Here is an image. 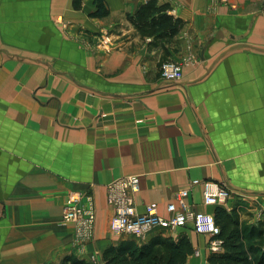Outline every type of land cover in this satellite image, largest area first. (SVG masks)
Here are the masks:
<instances>
[{
	"label": "crops",
	"instance_id": "obj_1",
	"mask_svg": "<svg viewBox=\"0 0 264 264\" xmlns=\"http://www.w3.org/2000/svg\"><path fill=\"white\" fill-rule=\"evenodd\" d=\"M148 1L101 0L93 17L90 0L79 11L71 0H0L3 264H54L77 233L60 224L72 193L95 217L85 259L124 240L184 236L188 264H203L209 236L189 224L113 235L106 185L129 175L139 214L154 203L168 219L187 191L193 211L264 231V0H153L181 22L171 39L134 26ZM165 61L183 63L178 82L160 78ZM206 181L230 190L222 206L203 204Z\"/></svg>",
	"mask_w": 264,
	"mask_h": 264
},
{
	"label": "built area",
	"instance_id": "obj_2",
	"mask_svg": "<svg viewBox=\"0 0 264 264\" xmlns=\"http://www.w3.org/2000/svg\"><path fill=\"white\" fill-rule=\"evenodd\" d=\"M101 42L107 47L110 39L103 37ZM182 67L183 65L177 62L163 63L160 68V78L165 83L178 82L181 79ZM106 186V201L112 212L109 227L115 236H133L143 240L154 229L166 227L173 230L189 224L196 233L210 237L211 252L218 254L223 251V243L218 238L220 228L217 227L214 216L190 209L185 203L187 191L176 193L174 199L180 209L177 212L175 204L168 205L167 211L173 216L166 219L157 214V206L154 203L146 205L143 213H137L134 196L139 192L140 185L136 176L129 175L115 179ZM229 195L230 190L223 183L206 181L203 186L202 198L205 206H222ZM65 202L61 215L63 223L74 225L77 235L83 241L91 240L95 217L90 201V205L84 208L80 206L79 196L72 193L67 196Z\"/></svg>",
	"mask_w": 264,
	"mask_h": 264
},
{
	"label": "trees",
	"instance_id": "obj_3",
	"mask_svg": "<svg viewBox=\"0 0 264 264\" xmlns=\"http://www.w3.org/2000/svg\"><path fill=\"white\" fill-rule=\"evenodd\" d=\"M80 0L74 1V8H79ZM97 9L92 15L101 17L105 14L101 0H96ZM164 7H157L153 0L140 6L136 13L130 17L134 26L146 33L174 37L181 27L180 20L165 13ZM214 220L220 233L218 238L223 243L224 252L219 256L210 258L211 264H264V249L259 257L249 258L243 250L246 234L249 237L263 236V231L238 228L237 222L223 210L217 209ZM259 250L253 251L254 254ZM193 254V246L188 239L180 236L176 241L168 237L154 236L147 243L138 245L135 240L121 241L116 247L110 246L102 253L104 264H188L187 258ZM61 264H89L76 256L64 257Z\"/></svg>",
	"mask_w": 264,
	"mask_h": 264
},
{
	"label": "rangeland",
	"instance_id": "obj_4",
	"mask_svg": "<svg viewBox=\"0 0 264 264\" xmlns=\"http://www.w3.org/2000/svg\"><path fill=\"white\" fill-rule=\"evenodd\" d=\"M75 0H71V4L74 3ZM85 1H88V0H80V6L79 8H74L73 7V10L74 11H79ZM90 2H92L93 6H95V10L97 9V4H96V0H90ZM85 4V3H84ZM74 5V4H73ZM94 14V13H92ZM261 14H264V8L262 9L261 11ZM63 27H67V25L64 23L63 24ZM111 39V38H110ZM98 46V40H97V43L95 44ZM167 62V61H165ZM180 64L183 65V63L180 62ZM66 203V202H65ZM64 209V207H63ZM63 209L61 211V213L63 212ZM0 210H1V206H0ZM62 215V214H61ZM2 217V212L0 211V218ZM61 217V216H60ZM95 221V220H94ZM60 224L63 225L65 223H63L62 221V217L60 219ZM71 224V223H70ZM69 223L65 224V225H70ZM94 224V223H93ZM110 225V224H109ZM109 230H110V227H109ZM112 232V231H111ZM264 232V231H263ZM249 233L246 234V237H245V241L243 242V250L247 253V256L249 258H254V257H259L263 252V249H264V233H263V236L262 237H258V235H255V236H251L249 237L248 235ZM114 235V234H113ZM59 236V235H58ZM148 236V235H147ZM59 238V237H58ZM210 238V237H209ZM60 239V238H59ZM62 240H65V237L63 236L62 237ZM83 239H81L77 233L74 234V236L72 237V242L71 244H65L64 241L62 242L61 239L59 241H61V244L60 246L63 248H61V251L59 252V254H57L58 256L56 257V260L54 262V264H61V261L64 257H67V256H76L78 259L80 260H83L89 264H104V262H102V257H101V261L97 258L96 255L91 254L89 258L86 257H83L84 256V249H83V246L86 245V244H91L90 241L91 240H88L86 243H82ZM210 240V239H209ZM4 241H5V238L3 240V237L2 235L0 234V264H3L4 260L2 258L3 256V253H2V246L4 244ZM121 242V241H120ZM120 242H118L116 245H113V247H116ZM208 244H209V241H208ZM92 245V244H91ZM209 246V245H208ZM110 247V246H109ZM67 249H69V251H67ZM66 250V251H65ZM73 252H72V251ZM256 250H259L258 253L254 254L253 251H256ZM224 252V249L223 251H221V253H213L211 252V250L209 249L208 247V256L205 258L203 264H211L210 262V258L212 256H219L220 254H222ZM83 257V258H82ZM196 259L199 260V257H197ZM3 261V262H2Z\"/></svg>",
	"mask_w": 264,
	"mask_h": 264
}]
</instances>
